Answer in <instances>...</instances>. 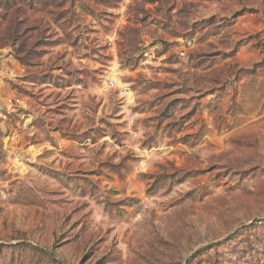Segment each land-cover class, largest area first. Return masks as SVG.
Instances as JSON below:
<instances>
[{
  "label": "rangeland",
  "instance_id": "rangeland-1",
  "mask_svg": "<svg viewBox=\"0 0 264 264\" xmlns=\"http://www.w3.org/2000/svg\"><path fill=\"white\" fill-rule=\"evenodd\" d=\"M0 264H264V0H0Z\"/></svg>",
  "mask_w": 264,
  "mask_h": 264
},
{
  "label": "water",
  "instance_id": "water-1",
  "mask_svg": "<svg viewBox=\"0 0 264 264\" xmlns=\"http://www.w3.org/2000/svg\"><path fill=\"white\" fill-rule=\"evenodd\" d=\"M0 56H1V53H0Z\"/></svg>",
  "mask_w": 264,
  "mask_h": 264
}]
</instances>
